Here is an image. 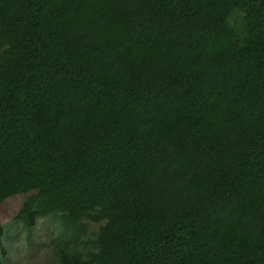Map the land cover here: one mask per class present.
<instances>
[{
  "label": "trees",
  "instance_id": "trees-1",
  "mask_svg": "<svg viewBox=\"0 0 264 264\" xmlns=\"http://www.w3.org/2000/svg\"><path fill=\"white\" fill-rule=\"evenodd\" d=\"M55 264H264V0H0V204ZM7 232V231H6Z\"/></svg>",
  "mask_w": 264,
  "mask_h": 264
},
{
  "label": "rangeland",
  "instance_id": "rangeland-1",
  "mask_svg": "<svg viewBox=\"0 0 264 264\" xmlns=\"http://www.w3.org/2000/svg\"><path fill=\"white\" fill-rule=\"evenodd\" d=\"M24 197L18 194L0 204V264H55L54 244L60 240L68 241L81 252L93 249L91 243L103 220L84 219L80 229L65 232L57 219L39 218L28 242L14 221Z\"/></svg>",
  "mask_w": 264,
  "mask_h": 264
}]
</instances>
